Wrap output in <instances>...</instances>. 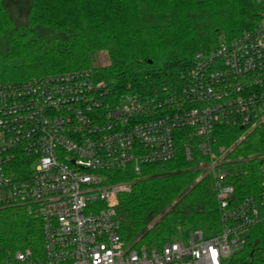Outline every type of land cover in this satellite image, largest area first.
I'll use <instances>...</instances> for the list:
<instances>
[{
	"label": "built area",
	"instance_id": "built-area-1",
	"mask_svg": "<svg viewBox=\"0 0 264 264\" xmlns=\"http://www.w3.org/2000/svg\"><path fill=\"white\" fill-rule=\"evenodd\" d=\"M106 90L90 70L0 83V206L24 207L42 236L39 250L18 249L0 264H225L264 222V153L252 157L253 174L240 166L252 158H233L220 142L226 129L242 130L235 144L264 130V11L238 36L198 53L175 92L103 108ZM181 130L185 158L212 178L217 231L131 245L116 213L131 181L112 178L175 158ZM242 186L250 193L238 194Z\"/></svg>",
	"mask_w": 264,
	"mask_h": 264
},
{
	"label": "trees",
	"instance_id": "trees-1",
	"mask_svg": "<svg viewBox=\"0 0 264 264\" xmlns=\"http://www.w3.org/2000/svg\"><path fill=\"white\" fill-rule=\"evenodd\" d=\"M19 17L14 16L15 10ZM264 11L255 0H0V83L68 70H90L106 84L103 108L125 96L170 94L179 89L198 53L250 28ZM104 52L106 64L97 62ZM161 96V95H160ZM176 157L129 169L112 180L131 181L120 193L116 213L120 235L134 246H151L201 229L218 228L210 175L184 155V134ZM242 130L226 129L220 142L233 158L264 153V130L235 144ZM258 161L242 160L256 174ZM247 180L245 176H240ZM251 189L236 188L238 194ZM42 243L40 220L24 207L0 206V257ZM225 264H264V222L252 227L242 249Z\"/></svg>",
	"mask_w": 264,
	"mask_h": 264
},
{
	"label": "rangeland",
	"instance_id": "rangeland-1",
	"mask_svg": "<svg viewBox=\"0 0 264 264\" xmlns=\"http://www.w3.org/2000/svg\"><path fill=\"white\" fill-rule=\"evenodd\" d=\"M14 10H15V8H14ZM13 14H14V16L19 17V14H17L16 10H15V12H14ZM107 61H108V60H107L106 55H105L104 52H100V53L97 55V62H98L99 64H106Z\"/></svg>",
	"mask_w": 264,
	"mask_h": 264
},
{
	"label": "snow or ice",
	"instance_id": "snow-or-ice-1",
	"mask_svg": "<svg viewBox=\"0 0 264 264\" xmlns=\"http://www.w3.org/2000/svg\"><path fill=\"white\" fill-rule=\"evenodd\" d=\"M213 255H215V253H213Z\"/></svg>",
	"mask_w": 264,
	"mask_h": 264
}]
</instances>
